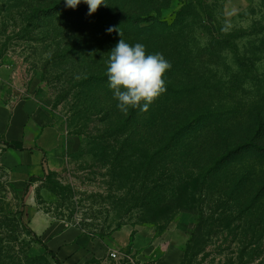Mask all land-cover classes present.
Returning a JSON list of instances; mask_svg holds the SVG:
<instances>
[{
	"label": "rangeland",
	"instance_id": "rangeland-1",
	"mask_svg": "<svg viewBox=\"0 0 264 264\" xmlns=\"http://www.w3.org/2000/svg\"><path fill=\"white\" fill-rule=\"evenodd\" d=\"M105 3L90 19L0 0V105L32 102L77 141L32 179L0 144V264H55L29 234L35 210L98 238L170 233L152 264H264V0ZM121 36L171 63L147 112L122 113L108 87Z\"/></svg>",
	"mask_w": 264,
	"mask_h": 264
},
{
	"label": "crops",
	"instance_id": "crops-1",
	"mask_svg": "<svg viewBox=\"0 0 264 264\" xmlns=\"http://www.w3.org/2000/svg\"><path fill=\"white\" fill-rule=\"evenodd\" d=\"M50 119L46 111L32 102L0 105V141L21 142L24 151L10 150V154L15 158L16 165L29 175L28 179L43 174L46 169L43 163L45 154L53 156L65 141L74 149L77 147V141L69 137L66 139L59 126L50 124ZM36 195V186H30L26 193V199H29L25 202L27 207L33 206L31 202ZM30 225L61 264H152L150 257L162 245L163 238L170 234L158 235L154 227L133 229L125 226L98 238L86 234L77 226L49 220L36 210ZM111 252L118 254L117 260L110 259ZM167 255L157 264H176L180 259L175 251Z\"/></svg>",
	"mask_w": 264,
	"mask_h": 264
},
{
	"label": "clouds",
	"instance_id": "clouds-1",
	"mask_svg": "<svg viewBox=\"0 0 264 264\" xmlns=\"http://www.w3.org/2000/svg\"><path fill=\"white\" fill-rule=\"evenodd\" d=\"M84 3L88 15L94 14L105 0H64L67 8L76 9ZM115 29H107L108 33ZM121 35V33H120ZM171 63L162 53L148 54L142 43L129 44L121 36L109 52L107 61L108 87L117 100V108L127 114L129 109L138 108L147 112L152 102L166 90L165 73Z\"/></svg>",
	"mask_w": 264,
	"mask_h": 264
},
{
	"label": "trees",
	"instance_id": "trees-1",
	"mask_svg": "<svg viewBox=\"0 0 264 264\" xmlns=\"http://www.w3.org/2000/svg\"><path fill=\"white\" fill-rule=\"evenodd\" d=\"M62 11L66 14H70L72 15H77V16H87V18L90 19H98V18H106L108 19V14L106 12H95L92 15H88V12H84L81 9H79L78 7L76 9H72L70 11V13L66 10V6L64 4H62ZM117 22L121 21V18L117 17L115 18ZM0 144L3 145L5 148L13 150V151H18V152H22L24 151V149L22 148L21 142L19 141H13L10 143L4 142V141H0ZM240 148H238L239 150ZM218 163V160L214 162V164ZM212 169V168H211ZM207 172H210V169L207 170ZM32 179V178H30ZM29 234L31 235V237L34 239V241L44 250V252L53 260V262L55 264H61L58 259L56 258L55 254H53L50 250H48L46 248V246L40 241V239L38 237H36V235L29 230Z\"/></svg>",
	"mask_w": 264,
	"mask_h": 264
},
{
	"label": "built area",
	"instance_id": "built-area-1",
	"mask_svg": "<svg viewBox=\"0 0 264 264\" xmlns=\"http://www.w3.org/2000/svg\"><path fill=\"white\" fill-rule=\"evenodd\" d=\"M118 254L116 253V252H111L110 254H109V257H110V259H112V260H117L118 258V256H117Z\"/></svg>",
	"mask_w": 264,
	"mask_h": 264
}]
</instances>
